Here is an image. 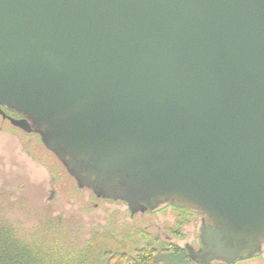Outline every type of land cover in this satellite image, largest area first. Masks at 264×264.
I'll list each match as a JSON object with an SVG mask.
<instances>
[{
  "label": "water",
  "instance_id": "1",
  "mask_svg": "<svg viewBox=\"0 0 264 264\" xmlns=\"http://www.w3.org/2000/svg\"><path fill=\"white\" fill-rule=\"evenodd\" d=\"M0 115L131 215H202L193 261L264 246V0H0Z\"/></svg>",
  "mask_w": 264,
  "mask_h": 264
},
{
  "label": "trees",
  "instance_id": "2",
  "mask_svg": "<svg viewBox=\"0 0 264 264\" xmlns=\"http://www.w3.org/2000/svg\"><path fill=\"white\" fill-rule=\"evenodd\" d=\"M2 108L6 113L16 114ZM27 187L17 199L14 198L18 205L10 199L11 192L2 190L0 185V264H158L161 254L186 258L181 243L170 245L168 239L156 238L131 225L125 218L129 210L121 201L102 199L111 204L113 211L124 216L116 219V225L109 217L101 224L92 218L86 221L66 216L48 206L29 204L31 191ZM114 205L123 206V212ZM161 206L169 213L174 210L182 212L183 216L179 214L178 221L172 223L174 226H169L168 231L184 241L185 232H191L193 227V219L187 212L194 214L195 211L170 203ZM19 208L20 212L26 209L28 215H32L29 225L23 223L21 214L20 218L16 215ZM107 244L117 248L108 250Z\"/></svg>",
  "mask_w": 264,
  "mask_h": 264
},
{
  "label": "rangeland",
  "instance_id": "3",
  "mask_svg": "<svg viewBox=\"0 0 264 264\" xmlns=\"http://www.w3.org/2000/svg\"><path fill=\"white\" fill-rule=\"evenodd\" d=\"M0 182L3 187L1 189L11 192L10 199L16 203L17 200L14 198L17 199L20 193L25 192L27 183H30L27 187V190L30 188L31 191L28 195L29 204L48 206L66 216L72 215L86 221L92 218L101 224H104V218L109 217L115 221L116 225V219L124 216V214L113 211L109 202L96 198L90 190L79 188L58 158L45 148L38 134L14 128L9 120L2 116H0ZM114 206L123 212V206ZM158 212L155 214L149 210L133 215L129 213L125 218L134 227L142 228L149 234L167 239V236H170L168 227L174 226L172 223L178 221V216L182 215V212L174 210L169 213L165 209ZM20 214L23 223L29 225L32 215L29 216L26 209H22L20 212L19 208L16 215L20 218ZM187 215L192 217L193 227L191 232H185L184 242L188 241L191 235L198 233L200 225V221L196 218L197 214L195 216L188 211ZM195 226L196 228H194ZM106 246L108 250L117 248L113 244ZM100 247L99 245L98 249ZM159 261L158 264H189L183 257L165 254H161Z\"/></svg>",
  "mask_w": 264,
  "mask_h": 264
},
{
  "label": "flooded vegetation",
  "instance_id": "4",
  "mask_svg": "<svg viewBox=\"0 0 264 264\" xmlns=\"http://www.w3.org/2000/svg\"><path fill=\"white\" fill-rule=\"evenodd\" d=\"M3 109V108H2ZM5 112V111H4ZM6 115L8 116H12V117H17L18 115L16 114H12V113H6ZM97 198V197H96ZM98 199H102V198H98ZM162 206H159L158 208L154 209V210H151L152 213H159L158 211L159 210H162L164 209L163 207L161 208ZM147 212V211H146ZM191 212V211H190ZM130 213V212H129ZM192 214V213H191ZM195 216L197 213H194ZM199 221H200V225L202 224L203 220L205 222H207L206 219H203V216L202 215H198L197 214V217H196ZM152 235V234H150ZM154 236V235H152ZM156 238H159L157 237L156 235L154 236ZM198 233L196 234H193L191 235L189 238L188 241L184 242V241H181L182 239L177 237V236H173V235H170V236H167V239L169 240V244H175L177 245V243H181L180 245L182 246V250H183V256L186 257L185 260L189 263V264H204V263H199L197 261H193L191 260L188 255H187V251H186V245H190L192 246L195 251H199V249L201 248L200 247V243L198 241ZM161 238V237H160ZM184 240V239H183ZM207 264H264V246L262 247L261 251L259 253H257L256 255L252 256V257H245V258H242V259H236L234 262L232 263H225V262H221V261H211L210 263H207Z\"/></svg>",
  "mask_w": 264,
  "mask_h": 264
}]
</instances>
